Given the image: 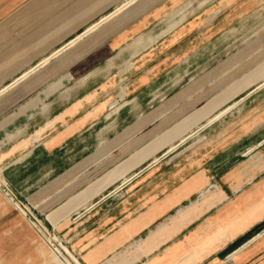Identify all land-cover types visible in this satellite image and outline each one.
<instances>
[{"label":"crops","instance_id":"1","mask_svg":"<svg viewBox=\"0 0 264 264\" xmlns=\"http://www.w3.org/2000/svg\"><path fill=\"white\" fill-rule=\"evenodd\" d=\"M138 1L0 0V177L12 193L6 196L33 205L82 264H264V178L257 189L246 188V174L218 172L208 189L204 167L218 159L214 151L172 170L152 166L242 100V127L223 150L264 135V50L249 54L239 81L216 78L217 68L148 106L149 95L139 92L171 58L149 67L198 27L202 16L194 14L145 51L140 66L149 69L130 80V107L111 110L108 120L105 103L119 84L114 62L129 48L134 54L151 37L140 33L156 21L202 3L178 0L165 9L159 0ZM162 110L182 118L161 130ZM37 237L0 239V263L55 264L40 253L41 243L49 247Z\"/></svg>","mask_w":264,"mask_h":264},{"label":"rangeland","instance_id":"2","mask_svg":"<svg viewBox=\"0 0 264 264\" xmlns=\"http://www.w3.org/2000/svg\"><path fill=\"white\" fill-rule=\"evenodd\" d=\"M141 1L143 0H139L138 2ZM177 1L178 0H159V3L160 5H165V9H169L174 8L173 5ZM187 1L189 2L191 0ZM192 1L194 2V0ZM199 1H202L201 5L196 4L188 6L182 17H178L177 13L172 11L170 16H165L163 19L156 21L152 25L154 28H151V32L142 31L143 33L141 32L139 37H151L144 39L143 44L134 54L132 52L133 48H129L130 52H128L126 56H122L120 59L116 60V63L114 62L113 65H115V67L113 73L117 77L119 84L117 83L113 92L107 97L105 103L106 112L103 117L109 120L110 116L108 115L111 110L130 107L133 99L132 93L129 92L132 88V86L129 85L130 80H136L146 75L149 68L155 67L156 64L162 60H168L169 57L171 59L167 61V66L157 75H154L155 79L153 78L149 86L143 87L139 92L140 94L145 93V95H149V101L148 99L145 100V103L147 101L150 102L147 103L148 106H152V103L157 104L164 98L170 97L174 91L185 84L187 80L208 76L212 70L217 68H219L218 72L213 74L216 78L225 79L226 77H231V79L235 78L236 81L242 78L244 74L243 63L245 60H247L245 64L249 61V54L253 50H258V47L264 50V0ZM135 4L127 6L120 13L126 12ZM182 7L183 6L178 9ZM258 13H261V15L259 16ZM194 14H197V17L202 16L201 21L196 23L198 27L187 37L180 39L178 43L172 44L171 53L169 55H157L156 60H154L155 62L151 64L148 69H142L140 65L145 51L162 40V37L167 33H176V29L188 18V20H194ZM254 14H256V16ZM116 16H118V14ZM115 17L102 23H108ZM259 17L261 18L259 19ZM178 19H181V21L179 22ZM178 51L181 52L177 53ZM250 56L252 55L250 54ZM137 62H139V64H137ZM149 77H152V75ZM260 89H263L261 92L262 97L264 96V86ZM119 93L123 94V97L120 99H118ZM113 102L115 103L111 106ZM243 103L244 100L239 102L227 113L214 120L215 122L213 124H209L208 126L203 125L202 128L200 127L201 129L195 130L188 137L183 138L180 142L182 144L172 146L171 152L164 156L162 160H157L158 158H156V163L152 166L160 167V165H162L161 168H159L161 171L162 167L167 170L171 168L172 170L175 169V166H172L173 164H183L185 158L191 157L192 155L198 156L200 153L208 154L214 151L218 159H216L215 163L210 165V167H204L206 173L211 175L210 180L212 186L208 187V189L215 187L214 174L218 172H223V174L227 172L246 174L249 176L248 179L252 180L246 183V188H253L256 185L254 189H257L258 181L264 178V162L260 163L264 158V145L263 147L257 146L259 143H256L257 141L255 140L256 138L257 140L263 138L262 141L264 143V135L255 132V134H252L250 137L251 143H248L249 140H247L244 143L240 142L234 147L223 150L224 145H227L228 142L232 140V137H234L235 129L242 127V121L244 120V113L242 111ZM140 110L141 109H139V112ZM219 112L220 111H217L215 115ZM161 113L162 115H167L159 119V126H162L161 130H167L182 118H171L169 117L171 114L168 115L166 110H162ZM210 125L213 126L210 127ZM211 146H213L215 150L211 149ZM205 147H207V151H205ZM226 159H229V164L226 166L221 165L223 160ZM0 185V239L2 240L4 237H30V235L38 238V235L34 233L35 231L28 220L14 207L13 203L8 200L9 197H7L6 194L8 195L11 193V188L1 177ZM16 202L20 203L21 201L18 200L15 201V203ZM255 206H258V203L255 204ZM66 246L60 244L59 247L55 248L56 252H54L49 248L47 249L46 246L41 243L39 251L42 255H47L49 257V262L67 264L60 256L59 252L63 253V249L66 248L73 256L74 254ZM76 260L82 264L77 258ZM71 264L73 263L71 262Z\"/></svg>","mask_w":264,"mask_h":264},{"label":"built area","instance_id":"3","mask_svg":"<svg viewBox=\"0 0 264 264\" xmlns=\"http://www.w3.org/2000/svg\"><path fill=\"white\" fill-rule=\"evenodd\" d=\"M18 206L20 209L19 211H25L23 216L28 220L37 235H39V237L44 240L50 250L56 252L55 248L59 247L60 244L66 246L65 243L53 232V230L45 224L44 219L36 215V211L33 205L29 204L28 202H20L18 203Z\"/></svg>","mask_w":264,"mask_h":264},{"label":"bare ground","instance_id":"4","mask_svg":"<svg viewBox=\"0 0 264 264\" xmlns=\"http://www.w3.org/2000/svg\"><path fill=\"white\" fill-rule=\"evenodd\" d=\"M1 186V185H0ZM10 202L11 201H13L12 199H8ZM14 207L15 208H17V210H20L19 209V206H18V204H16L15 202H14ZM23 215H24V211H20ZM3 215V214H2ZM60 246V245H59ZM63 253H61V252H59L60 253V256L64 259V261L67 263V264H71V262L74 264H80L77 260H76V258L65 248V249H63ZM64 254V255H63ZM71 261H69L67 258Z\"/></svg>","mask_w":264,"mask_h":264}]
</instances>
